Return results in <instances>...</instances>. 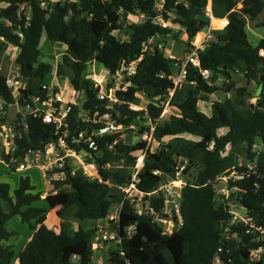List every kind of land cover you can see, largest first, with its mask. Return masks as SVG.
I'll return each instance as SVG.
<instances>
[{"label":"trees","instance_id":"trees-1","mask_svg":"<svg viewBox=\"0 0 264 264\" xmlns=\"http://www.w3.org/2000/svg\"><path fill=\"white\" fill-rule=\"evenodd\" d=\"M157 1H57L49 2L42 9L40 0H0V54L5 43L19 49L15 65L25 84L20 99L28 93L45 97L41 85L54 65L41 61L42 41H55L65 47L60 66L73 74L69 81L71 89L86 96L85 117H91L96 111L109 113L123 129L133 127L141 136L148 130L147 120L156 121L163 110L168 91L173 88L169 77L178 61L166 57L164 52L144 55L131 78V86L126 92H117L119 104L111 108L96 98V90L84 76L88 63L93 60L114 74L122 62L140 56L142 43L153 36L170 33V29L152 24L157 15ZM211 1L213 6L224 10L228 23L215 33L206 49L198 53L201 67L207 69L210 76L203 79L196 69L187 67L186 82L193 85L182 101L176 99L175 92L169 102V113L155 126L154 143L148 148L143 141L126 144L121 139L122 133L95 137V149L86 150L96 163L100 180L81 174L73 176L71 170L64 167L61 169L64 179L53 182L54 189L61 188L57 195L64 197L62 209L76 206L73 217L79 224L72 235L62 227L59 232L48 228V211L35 206L42 201L41 194L34 193L35 186L29 177H20L13 189L8 183L0 182V264H93L96 229L93 226L84 229L81 223L104 220L114 204H122L117 228L121 241L108 250L110 264H246L251 252L259 249L263 250L262 257L251 264H264V235L259 231L254 234L255 229L264 231V88L256 100L260 105L257 110L246 105V100L252 98L247 90L250 82L256 80L257 84L264 85V58L258 54L259 50H264V38L253 44L247 34L248 22L254 24L260 17L261 22L254 27L264 28V0H243L240 9H236V0ZM25 3H29L32 10L26 28L18 15L19 7ZM205 3L206 0H181L175 4V0H165L163 17L169 20L168 15H174L171 22L186 30L189 42L184 53L188 52L192 39L208 26L203 14ZM121 13L142 14L144 21L124 28ZM223 15L215 12L214 17L218 19ZM213 24L222 27L225 22L214 21ZM16 25L21 26V37L16 33ZM121 32L127 39L118 38ZM237 74L242 75L244 86L236 87L233 76ZM217 81L223 82L221 87L216 86ZM224 86H231L232 98L212 103L215 115L210 118L199 110L198 103L207 102L209 96ZM139 94H144L149 101L145 112L129 109V104L136 103ZM0 99L5 102V108L14 104L2 71ZM28 102L30 97L22 107ZM81 115L74 105L67 120L65 142L77 151L73 137L81 130H89V124L81 121ZM24 124L26 133L23 125L17 127L20 131L16 138L17 155L20 157L28 150H42L57 139L54 127L44 124L40 118L28 114ZM225 127L229 132L222 135L220 130ZM177 136H189L193 141L176 140L177 143L172 144L171 140ZM257 143L262 148L260 151L254 149ZM229 145L235 146L234 152H227ZM140 154L145 158L137 189L143 193H150L167 178L173 179L178 159L186 162L189 169L183 177L185 185L180 189L183 226L171 235H163L148 217L138 215L119 190L129 182L131 165ZM1 157L7 161L5 153ZM121 164H126L128 170L124 165L116 168ZM233 172L243 176L242 179L220 180ZM216 187L227 188L228 197L220 195L219 199ZM146 201L154 209L163 206L162 199L146 196ZM231 204L243 209L247 224L231 223ZM13 208L31 234L19 252L13 245L5 244L17 235L5 226ZM131 226L134 233L128 236L125 231ZM215 257L216 263L213 262Z\"/></svg>","mask_w":264,"mask_h":264},{"label":"built area","instance_id":"built-area-1","mask_svg":"<svg viewBox=\"0 0 264 264\" xmlns=\"http://www.w3.org/2000/svg\"><path fill=\"white\" fill-rule=\"evenodd\" d=\"M57 1L61 0H40L39 6L42 9H45L49 2ZM65 1L76 2V0H64V2ZM180 1L181 0H175V4ZM242 1L243 0H241V2ZM164 4L165 0H158L156 2L155 10L157 15L152 20V24L159 26L162 29H168L171 21L166 20L162 15L164 12ZM18 15L19 19L23 21V27L26 28L29 25L32 16L30 4H22L19 7ZM121 15H123V13H121ZM138 15H140L143 19L139 22L142 23L144 21V16L142 14ZM204 18L208 21V26L206 27V30H204L202 40L198 43H191L188 52L184 53L183 59L179 61L177 60L178 62L174 64V66L178 68V72L176 75L172 74L169 77L173 83V88L168 91L167 101L159 118L156 121L147 120V123H145L148 130L143 132L141 138L142 141L145 142L147 148L155 141L153 138V132L156 124L165 114L169 113V102L175 94L176 89L182 82H186L187 67L190 65L192 68L196 69L198 75L203 79H208L210 76L209 71L201 67L198 53L204 51L208 44L214 39L215 33L222 31L224 28L213 24V21L217 20L214 17L211 8L205 9ZM16 33L20 37L22 36L20 25H16ZM162 37V35H156L142 43L140 56L137 59L122 62L114 74L110 73L103 66H99V68L95 70L94 67L97 63L94 60L89 62L88 66L91 65L92 70L87 75V80L90 82L92 88L96 90V98L99 101H105L107 108H111L113 105L119 104L117 92H126V90L131 86V78L135 75L137 66L143 59L144 55L155 53V51L165 53V45H163L164 42ZM258 54L260 57L264 58V50H259ZM168 58L174 59L170 56ZM2 69V65L0 64V72ZM16 75H18V77L15 78ZM188 84L193 85L192 82ZM6 85L12 91L13 95L14 93L19 95L20 100L22 92L25 91V84L20 78L19 71L17 72L11 69L9 73L6 74ZM41 89L45 91V97L43 99L38 95H26V99L30 97V102L23 107L24 110H26V114L23 116L22 121L20 118H17V112L15 113V120L7 118V109L17 103V100L14 98V104L5 108V102L0 99V123L4 122V125L0 127V140L2 141L0 144V154L5 153L8 157L7 161H3L1 157V161L8 167V169L14 172L37 170L40 172L44 184L53 188H51L53 195H57V191H55L53 187V182L64 179L65 174L61 170L64 167H68L71 170V175L73 176L81 174L92 180H100L96 163L86 149H95L93 140L95 137L116 135L118 133H122L125 129H123L121 125L117 124L109 113L100 114L96 111L91 117L87 118L85 115H81V121L89 124V130H81L75 137H73V144L77 145L79 148V151H77L65 142V138L68 136L67 120L72 107L75 105V101L73 100L74 95H71L72 97L67 100L64 95L57 91L54 87L44 84L41 85ZM129 109L134 112L146 111V107L141 108L135 104H129ZM28 114L35 118H40L44 124L52 125L54 127L53 134L57 137V139L54 142L45 145L42 150H28L20 157L17 155L18 146L16 144V138L18 133H20V131L17 130V127L23 125L24 132H27L24 119ZM145 116H147L146 113ZM94 126L97 128H94ZM109 148L112 149V145L109 146ZM211 148L212 146L210 149ZM86 157L92 158V160L89 161ZM144 158V154H140L136 157L134 163L131 165V177L129 182L120 187L119 190H122L123 198L129 201V204L134 208V211L138 215L148 217L151 222L161 230L163 235H171L183 226L180 189L185 185L184 180L181 178L185 176L183 173L187 169V164L186 162L182 163V160L178 159L176 166L174 167L175 174L173 179L167 178L165 181L159 183V185L150 193H143L137 189V184L140 181L138 175L144 166ZM70 159H74L75 163L71 165ZM106 167L109 168L110 165L107 164ZM122 167V164L116 166V168L119 169ZM154 174H158V172H154ZM242 177L243 176L233 172L229 177L223 176L220 180L227 182L230 178L238 180L242 179ZM215 193L218 198L221 197L220 195L224 196L225 199L228 197V189L225 187H216ZM146 196H151L155 200L162 199L163 206L160 209L152 208L148 201L144 202V198ZM121 205H119L118 211L116 212L117 228ZM230 213L232 214L231 223H238V217L232 211V208H230ZM113 218L114 217H111L110 219L114 220ZM243 223L247 224L248 220L247 223L243 220ZM256 230L260 233H264L263 230ZM125 233L128 236L132 235L134 233V226L129 227ZM97 236H99L101 242H114L116 244H120L121 241L117 229L114 232H109L99 228ZM92 248L97 251L98 245L93 243ZM102 264L110 263L106 261Z\"/></svg>","mask_w":264,"mask_h":264},{"label":"rangeland","instance_id":"rangeland-1","mask_svg":"<svg viewBox=\"0 0 264 264\" xmlns=\"http://www.w3.org/2000/svg\"><path fill=\"white\" fill-rule=\"evenodd\" d=\"M61 1L64 2V0H61ZM236 1L238 2L236 9H240L241 4H239V3L241 2V0H236ZM206 2H207V0H206ZM209 2H210V0H209ZM207 6L208 5L205 3V8ZM205 8L203 9V14H204ZM261 19L262 18L260 17L258 20L255 21V23L261 22ZM128 22H130V21H128ZM255 23L253 24L251 22H248V25H247L248 26L247 27L248 39L253 44H255L257 42V40L262 39V36H264V28L263 27H254ZM251 28L254 29V32L256 35L255 34L252 35ZM203 30H206V28H204ZM43 41H44V39H43ZM163 42H164L163 45H165V54H171L173 56V58H175V59L177 58L178 61L180 60L182 50H186V48L188 47L185 43H181L180 41L177 42L176 40L174 41L171 39H167V42H166V39H163ZM46 44H48V46H49L46 48L48 50V52L47 51L43 52L44 56L41 57V60L55 63V61H58L57 58L55 57V55H57L56 51L53 52L52 49H50V47H53L51 41H46ZM44 45H45V43L42 45V47ZM8 46H9V44L5 43V47H4L3 52L0 54V58L3 56L4 53L7 54V51L9 50ZM53 49H55V48H53ZM60 51H62V50H58V52H60ZM47 59H49V60H47ZM55 67L59 73V70H61L62 66H60V64L56 63V65L54 66V69H55ZM97 68H99V65L95 64L94 69L97 70ZM11 69H13V70L16 69V65L14 63L13 64L9 63L6 66V68L4 66L2 69V72L4 74H6V71L8 70V72H9ZM87 69H88V71L87 72L85 71V75H88L90 73V71L92 70V66L89 65ZM177 72H178V68L176 66H174L172 68L173 75H176ZM58 73L55 72V70H53L52 73L48 74L45 77L44 84H46L50 87H58L59 89H61L62 85L66 84L68 86V88L71 89L70 82H68V79H67V81L65 79V78H68L69 74L66 72V75L65 76L61 75L63 77V78H61V76L57 75ZM13 76H14V74H13ZM16 77H18V75H16L15 78ZM233 80L236 82V87H241V86L245 85V83H244L245 81H244L241 74H237L236 76H233ZM252 81L254 83H252L250 85V87H247V90L252 94V98H250L249 100H246V105H248L247 102L256 103V100L258 99V95L260 94L261 90L264 88L263 84H261V83L257 84L256 80H252ZM221 83H223V82L219 83V81H217L216 86L221 87L222 86ZM189 89H190V85H188L186 82H182L179 85V90L177 92L176 99L178 101H182L187 96ZM232 91L233 90L231 89V86H224L223 89H221L217 93L209 96V98H208L209 100L207 102L199 101V103H198L199 110L202 111L203 113L210 114V112L212 111V103L217 102V101L220 102V101H224L225 99L232 98V95L234 93V91L233 92ZM81 96H82V94H81ZM138 98L139 99L136 101V103L140 101V104H142V105L144 104L147 106V97L144 94H139ZM79 101L80 100H76L75 105H78ZM136 103H134V104H136ZM241 109H242V107H241ZM25 114H26V110H24L23 107H20L17 109L16 115L19 116L21 121L23 120V116ZM222 133L223 132H221V134ZM121 139L124 141V143L132 144V145H136L142 141V138L139 135L138 131L136 129H134L133 127H129L128 129H125L124 131H122ZM1 142L2 141L0 140V144H1ZM171 143L176 144L177 141L172 140ZM254 149L256 151H260L262 148L260 147L259 143H257L254 146ZM234 151H235V146L229 145L227 147V152H234ZM1 155H2V153L0 154V182L8 183L12 188H14L20 177H26V176L28 177L29 176L31 181L38 187V189H36L37 192L43 193L45 191V194H44L45 196L41 197L42 201H39L38 203H36L35 206L45 208L48 211L47 212L48 217H47L46 225L48 224V227L56 230L57 232H59L61 227H63L65 229V231L68 232L69 235L72 234L73 231L75 229H77V225L79 224V222H76V220L73 217V211L76 208V206H71L70 208L63 210L61 207V205H62L61 199L62 198L60 197V195L50 196L51 194L53 195V193L51 192V190H49L50 187H49L48 191H46L47 185L44 184L43 180H41V178L38 176V174H39L38 172L31 171V170L30 171H23V172H13L10 169H8V167L1 161ZM70 163H71V165L74 164L75 163L74 159H70ZM123 165L125 166L124 168L128 170L129 167L126 166V164H123ZM32 174H35L36 176L32 177L31 176ZM181 179L184 180V178H181ZM43 185L45 186V188H43ZM59 189H61V188H59ZM59 189H55V191H59ZM118 208H119L118 205H115V204L112 205L109 215L104 220H98L94 223H90L89 221L81 223L82 226L84 227V229L85 228L87 229V228L92 227V226L95 227V229H96L95 236L93 237V243L98 245V249H97V251H95V255L93 256V264H102V263L106 262L108 259V250L111 249L112 246L117 245V244L111 243V242H101L99 239V236H97V234H98L99 228H102L103 230L109 231V232L116 231V229H117L116 212L118 211ZM231 208H232V211L237 215L239 222L243 223V220H245L247 223V220L245 217V212L243 211V209L239 205L231 204ZM5 210H6V207H5ZM15 213L11 216V219L7 221V227L9 226L10 228H12V230H17V238H15L13 236L9 240V242L5 243V244L15 245L14 250L16 252H19L21 246L24 244V242L30 236L29 235L30 230L28 229L27 225L22 224L20 222L18 216H16ZM111 217H114L113 218L114 220H111L110 219ZM226 231H227V229H226ZM256 231L257 230L255 229L254 234L256 233ZM259 234L264 235V233H260V232H259ZM233 238H235V236H233ZM257 238H259V235L257 236ZM262 255H263V250L259 249L256 251H252L251 255H250L249 262H247L246 264H251L253 262L258 261L262 257Z\"/></svg>","mask_w":264,"mask_h":264},{"label":"crops","instance_id":"crops-1","mask_svg":"<svg viewBox=\"0 0 264 264\" xmlns=\"http://www.w3.org/2000/svg\"><path fill=\"white\" fill-rule=\"evenodd\" d=\"M206 4L208 5L205 9H210L211 8V10H212V12H213V15L215 16V12L217 13V14H224L221 18H218V19H216L217 21H221V20H224V22H225V24L222 26L223 28L227 25V23H228V21H227V17H226V14L224 13V10L221 8V7H215V6H213V4H212V1L210 0V2H209V0H207V2H206ZM122 16V18L124 19V21H125V25H124V28H126V27H128L129 25H131V24H134V23H139L140 22V20H143L142 18H141V16L140 15H130V14H123V15H121ZM173 16L174 15H172V14H169V16H168V18H169V20L170 21H172V19H173ZM128 21H130V22H128ZM142 22V21H141ZM248 27V26H247ZM168 29H170V33L169 34H167V35H162L163 37V39H166V42H167V39H171V40H176L177 42H181V43H188L189 41H188V38H187V34H186V30L185 29H183L182 27H180L179 25H177V24H173L172 22H170V25H169V28ZM251 32H252V35L253 34H255V32H254V29L253 28H251ZM203 33H204V30L203 31H201V32H199L193 39H192V41L190 42V44L191 43H198L199 41H201L202 40V38H203ZM256 35V34H255ZM118 38L120 39V40H123V39H127V36L123 33V32H121L119 35H118ZM262 38H264V36H262ZM45 43V45L42 47V55H41V57L42 56H44V54H43V52L44 51H47L48 52V50L46 49L47 47H49L48 46V44H46V41L44 40V41H42V45ZM52 43V45H53V47H50V49H52V51L54 52V51H56V54L57 55H55V57L57 58V60L58 61H55V63H53L54 64V66L56 65V63L57 64H60L61 65V58H62V55L64 54V46L63 45H61V44H59V43H56L55 41H52L51 42ZM9 47V50L7 51V54L6 53H4L3 54V56L0 58V64L2 65V68L5 66V68H6V66L9 64V63H11V64H15V60H16V58H17V56H18V54H19V49L18 48H15V47H13V46H11V45H9L8 46ZM53 48H55V49H53ZM46 49V50H45ZM58 50H62V51H60V52H58ZM184 50H182V54H181V57H180V60L181 59H183V56H184ZM55 54V53H54ZM164 55L166 56V57H172L173 58V56L171 55V54H165L164 53ZM13 58V59H12ZM175 59V58H174ZM47 60H49V59H47ZM176 60H177V58H176ZM41 61H43V60H41ZM43 62H46V63H52V62H47V61H43ZM17 72H18V68L16 67V69H15ZM55 72H57L58 73V71H57V69H56V67H55ZM87 71H88V69H87ZM86 71V72H87ZM66 72L69 74V76H68V78H65L66 79V81H67V79H68V82L72 79V77H73V74H72V72L68 69V68H66V67H62V70H59V73L57 74L58 76H65L66 75ZM9 72H8V70L6 71V74H8ZM5 74V75H6ZM61 76V78H63ZM85 77V79L87 80V75H85L84 76ZM187 83V82H186ZM252 83H254L253 81L252 82H250V84L247 86V87H250V85L252 84ZM188 84V83H187ZM46 85V84H45ZM188 85H190V84H188ZM57 91H59L60 93H62L63 95H64V97L67 99V100H69L72 96L71 95H74V98H73V100L74 101H76V100H80L81 98H82V96H81V93H77V92H75V91H73L72 89H69L68 88V86L66 85V84H64V85H62V87H61V89H59L58 87H54ZM178 90H179V87L176 89V93L178 92ZM69 95V96H68ZM177 95V94H176ZM14 98H15V100H19V95L18 94H16V93H14ZM139 99V98H138ZM137 99V100H138ZM148 99H147V104H148ZM248 103V102H247ZM136 106H138V107H141V108H145L146 107V105H142V104H140V101L139 102H137L136 104H135ZM213 112V113H212ZM206 115H208L210 118H213L214 117V115H215V111L213 110V107H212V111L210 112V114H207V113H205ZM172 140H186V141H193V139H192V137H189V136H177V137H174ZM171 140V141H172ZM124 168V167H123ZM31 171H36V172H38L37 170H31ZM39 174H40V172H38ZM38 174V176L41 178V174L39 175ZM32 177H34V176H36L35 174H32L31 175ZM29 177V176H28ZM29 179H30V177H29ZM41 180H42V178H41ZM30 181H31V179H30ZM2 183H4V182H2ZM31 184H33L34 186H35V191H34V193H37V191H36V189H38V187L31 181ZM49 187L50 186H46V191H48V189H49ZM42 188V187H41ZM43 188H45V186L43 185ZM51 188L52 187H50V189L49 190H51ZM11 189H13L12 187H11ZM53 189V188H52ZM40 193V192H39ZM41 194V197L43 196H45L44 194H45V191L43 192V193H40ZM50 196H54V195H50ZM62 199H61V203H63L64 202V197H61ZM76 212V208L74 209V211H73V215H74V213ZM58 213V212H57ZM47 217H48V214H47ZM19 218V217H18ZM11 219V218H10ZM20 220V219H19ZM46 222H47V220H46ZM76 222H79V221H76ZM5 226L7 227V222H6V224H5ZM47 226H48V224H47ZM78 226V225H77ZM7 228H9V229H12V228H10L9 226L7 227ZM48 228H50V227H48ZM63 228V227H62ZM64 229V228H63ZM65 230V229H64ZM13 231H15V232H17V230H13ZM56 231V230H55ZM57 232V231H56ZM67 234H68V232H67ZM29 235H31V234H29ZM70 235H72V234H70ZM15 238H17V235H15L14 236ZM28 237V236H27ZM30 238V236L27 238V240ZM27 240L24 242V244L21 246V248H20V250L23 248V246L25 245V243L27 242ZM10 245H13V244H10ZM13 246H15V245H13Z\"/></svg>","mask_w":264,"mask_h":264},{"label":"water","instance_id":"water-1","mask_svg":"<svg viewBox=\"0 0 264 264\" xmlns=\"http://www.w3.org/2000/svg\"><path fill=\"white\" fill-rule=\"evenodd\" d=\"M260 80H261V81L263 80V76H261V79H260ZM232 92H233V91H232ZM28 96H30L29 93H28ZM25 99H26V96L23 97L22 99H20L19 101H17V103H15L13 106H11V107H9V108L7 109V118H8V119L15 120V118H16V117H15V113L17 112V109H18V108L22 107L23 102H24ZM85 101H86V96H83V97L80 99L79 104L77 105L78 108H79V110H80V113L83 114V115H85V110H84V108H83V105H84ZM240 103H241V102H240ZM247 104H248V106H249L251 109H255V110H257L258 107L260 106V105L257 104V103H250V102H248ZM3 125H4V122L0 123V127L3 126ZM220 132H223L222 135H225V134H227V133L229 132V128H228V127H225V128H223V129H221ZM7 142H8V139H7ZM188 170H189V169H186V170L184 171L183 175H185V174L187 173ZM16 211H17V209H16V208H13V209L8 213V217H11ZM217 261H218V259H217V257H215V259L213 260V262L216 263Z\"/></svg>","mask_w":264,"mask_h":264},{"label":"bare ground","instance_id":"bare-ground-1","mask_svg":"<svg viewBox=\"0 0 264 264\" xmlns=\"http://www.w3.org/2000/svg\"><path fill=\"white\" fill-rule=\"evenodd\" d=\"M214 22V21H213ZM122 191V190H121Z\"/></svg>","mask_w":264,"mask_h":264}]
</instances>
